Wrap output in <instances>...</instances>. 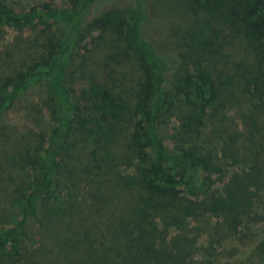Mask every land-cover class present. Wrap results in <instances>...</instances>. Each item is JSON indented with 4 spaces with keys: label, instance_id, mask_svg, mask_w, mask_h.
<instances>
[{
    "label": "trees",
    "instance_id": "trees-1",
    "mask_svg": "<svg viewBox=\"0 0 264 264\" xmlns=\"http://www.w3.org/2000/svg\"><path fill=\"white\" fill-rule=\"evenodd\" d=\"M153 1L0 0V119L19 117L0 120V180L33 170L0 212V264H264V233L243 262L218 249L263 219L264 0H189L174 65L150 40ZM38 86L48 111L22 118ZM127 191L111 254L91 217Z\"/></svg>",
    "mask_w": 264,
    "mask_h": 264
},
{
    "label": "rangeland",
    "instance_id": "rangeland-1",
    "mask_svg": "<svg viewBox=\"0 0 264 264\" xmlns=\"http://www.w3.org/2000/svg\"><path fill=\"white\" fill-rule=\"evenodd\" d=\"M12 3L16 8H28L34 4H39L43 2H48L52 4L66 5L67 0H7ZM152 2L153 0H148ZM154 6L150 12L151 17H155L157 20V26L150 31V40L154 44H156L158 51L166 61L171 64H177L176 56L179 51L183 49V40L181 36L184 34V30L186 31L191 26L190 20L196 19L193 17L192 10L188 7L189 0H154ZM105 4L95 8V12L99 11L103 8ZM229 33L228 30H225V34ZM14 35V31L12 29L9 30L7 35V40H10ZM178 40V41H177ZM179 42L180 46H176V43ZM8 44V42H5ZM238 46V43L235 41L234 44L230 47V51L234 52ZM88 58V57H86ZM85 58V59H86ZM96 62L91 59H86L82 69L90 70L94 72V68L96 66ZM130 71H126L127 77H122L121 74H117L116 78H121L122 81L119 83V87L121 89H125L130 86H134L138 72L137 66L135 64H130ZM176 70L181 71L180 60L178 67H175ZM175 70V69H174ZM110 83V82H109ZM122 83V87H121ZM111 85V84H110ZM45 88L43 86H38L34 90H31L29 94L30 104L27 107V110H21L20 116L23 118L25 114H28L30 109L35 112L34 115H42L45 116L48 111L46 107L43 106L44 97L46 96ZM231 98L230 95L227 96ZM232 102L234 104L239 103L241 98L232 97ZM42 107V108H41ZM236 112H241L244 107L243 105H238L237 107L232 108ZM42 110V113H41ZM0 120L5 121L6 123H12L17 126L19 117L15 116V112H8L2 117ZM171 131V130H170ZM13 141L17 142L18 134L17 132H12ZM19 145H17L18 147ZM15 150V149H14ZM111 167L108 166L107 169L111 172ZM122 168V167H121ZM33 174V170L31 165H25L24 167L21 165V162H17L15 164L9 165L4 173L1 174L0 180V212L8 211L11 208L12 204L18 197L20 193L25 189V187L31 182V176ZM128 191L121 195L120 203L110 204L105 207L104 211L100 214H97L91 217L92 221V229H93V238L98 242L104 243L105 247L110 251L111 254L114 253L113 250V238L116 229L119 227V220L123 213L128 212V205L130 203V197L127 195ZM125 197V198H124ZM262 205H259L258 212H261L263 215V219L257 225L252 227L251 236L245 240L239 239H229L228 241H224V243L219 246L218 249L225 256L226 252L230 255V259L232 261L237 262L240 260L243 262L245 260V256L250 252L251 248L257 242L262 234L264 233V197L262 198ZM121 206V209L119 208ZM6 218V217H5ZM4 218V219H5ZM249 234V233H248ZM115 257V255H112Z\"/></svg>",
    "mask_w": 264,
    "mask_h": 264
}]
</instances>
